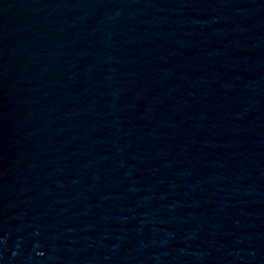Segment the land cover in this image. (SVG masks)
<instances>
[{
	"label": "water",
	"instance_id": "1",
	"mask_svg": "<svg viewBox=\"0 0 264 264\" xmlns=\"http://www.w3.org/2000/svg\"><path fill=\"white\" fill-rule=\"evenodd\" d=\"M0 264H264V0H0Z\"/></svg>",
	"mask_w": 264,
	"mask_h": 264
}]
</instances>
